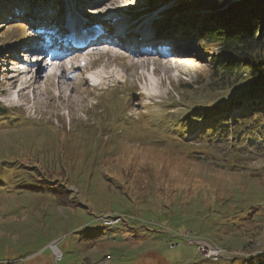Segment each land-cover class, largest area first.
I'll use <instances>...</instances> for the list:
<instances>
[{"label":"rangeland","instance_id":"1","mask_svg":"<svg viewBox=\"0 0 264 264\" xmlns=\"http://www.w3.org/2000/svg\"><path fill=\"white\" fill-rule=\"evenodd\" d=\"M17 1L0 0V13L12 8L10 18L0 17V264H54L49 242L60 239L64 258L57 264H215L187 244L196 236L215 240L231 255L223 264L264 255V142L241 143L244 135L237 146L226 137L208 147L157 142L166 129L187 140L197 134L198 125L179 129L186 110L239 98L235 86L210 89L213 52L173 36V26L166 35L174 49L177 40L185 46L167 56L149 53L143 56L150 60L147 66L135 65L139 57L129 51L142 49L137 41L126 37L99 47L109 36H103L104 26L129 30L147 17L161 19L166 11L141 16L148 0H85L87 8L74 10L91 26H101L95 33L100 40L97 48L75 54L85 61V54L92 60L100 55L97 66L89 62L92 68L74 72L77 91L65 90L61 100L50 87L55 100L49 103L43 79L35 99L26 90L15 102L14 88L24 76L14 69L28 64L25 53L15 55L47 32L38 22L65 17L72 11L66 4L74 3L61 0L62 12L33 5L23 14L22 6L31 4ZM103 3L106 7H97ZM94 67L115 72L116 78L102 84L108 89L92 90L95 82L86 78L98 79L89 74ZM12 75L18 82L12 83ZM147 124L150 129H143ZM100 216H120L119 223L104 227L96 220Z\"/></svg>","mask_w":264,"mask_h":264},{"label":"trees","instance_id":"2","mask_svg":"<svg viewBox=\"0 0 264 264\" xmlns=\"http://www.w3.org/2000/svg\"><path fill=\"white\" fill-rule=\"evenodd\" d=\"M185 6L213 8L206 18L208 24L196 26L203 49L211 50L214 46L218 49L210 66L209 86L212 91L235 86L240 96L235 100L226 98L222 105L214 101L186 110L178 120L179 129L186 132L198 125L194 138L187 140V135L166 129L164 138H157V142L169 146L174 142L196 145V141L208 147L218 145L223 137L229 141L231 136L237 146L241 135H244L241 143L246 140L264 142V0H185ZM0 14L6 16V13ZM141 116L148 120L150 114ZM143 129H150V125ZM232 264H264V255L239 258Z\"/></svg>","mask_w":264,"mask_h":264},{"label":"bare ground","instance_id":"3","mask_svg":"<svg viewBox=\"0 0 264 264\" xmlns=\"http://www.w3.org/2000/svg\"><path fill=\"white\" fill-rule=\"evenodd\" d=\"M97 7L103 8V7H106V6H105V3H103V4H99ZM71 17H73V15ZM75 19L76 20H74V18H72V20H70L69 23L78 24V23L83 22L82 20H80V19H82L81 16H75ZM64 20H66V18H64ZM119 29H121V28H119ZM151 34H153V33H151ZM148 35H150V34H148ZM108 37H110L112 40L115 41V39L120 40L121 38L130 37V34L127 33V34L124 35L123 33L122 34L115 33L112 36L109 35ZM109 42L110 41L103 42L102 46L104 47V44L109 43ZM110 43H112V42H110ZM95 45H97V44H95V42H94V45H92V46H95ZM99 45H100V43H99ZM25 48H27L28 50L30 49L28 46H26ZM45 49H47V48H44L42 50H45ZM77 50H80V49L77 48ZM64 51H66V50L64 49ZM107 51H109V50L107 49ZM69 52H72V51H69ZM58 53L59 52L55 51L54 55H55L56 58L52 62L53 63L52 67H54L55 72L52 69V71L48 72L47 75H44L45 74L44 67L41 66V63H42L43 59H41V57H37L36 59H34L36 64L31 65V63L30 64L28 63L29 66H27L28 65L27 64L26 66H24L23 69L19 70V72H18L19 75L24 76V77H21L19 83H17L20 86V89L18 90V93H17L19 99H20V96L25 98V95L23 94V92H25L26 90H30L31 94L33 96V99H35L36 98V94L38 93L37 89L39 88V85H41V81L43 79H45L46 83L48 84V88L45 91H43V94L44 95H46V94L48 95V97L50 98L49 103H52L55 100V96L52 93L50 87H54L55 88V90L58 92V97H59L60 100L63 99V94L65 93V90L71 89L74 92L77 91V87L75 85L76 84V77L74 76V72L75 73L76 72H82L83 68L86 67V66H89V65H82V64L79 63L81 60H80V58L77 59V57H80L81 53L75 54V52H72V53H70V54H68L66 56H64V54L60 55ZM99 54H101V53H99ZM132 54L134 56H136V57H139L137 60H135V62H134L135 65L142 66V67L148 65L150 60L147 57H143L144 55L145 56L147 55V53L144 50H142V49L141 50L139 49L138 51H134L133 50ZM76 62H77V64H76ZM90 68H92V66ZM106 70H107V68L104 67V70H103L102 73L95 72V73L90 74V76L96 75V77L98 79H94L93 80L90 77H88L86 79L88 81H94L95 83L93 85L98 86V84L102 83V81H107V80H111V79L115 78V76H116L115 73L109 74V73L106 72ZM76 75H78V74H76ZM11 79H13L12 83L18 82L17 75H12ZM38 90H40V89H38ZM71 96H72V94L70 93L69 97H71ZM207 243H209V242H207ZM209 244H211V243H209ZM211 245H213V244H211ZM213 246H215V245H213ZM215 248H218V249L222 250L221 248H219L217 246H215Z\"/></svg>","mask_w":264,"mask_h":264},{"label":"built area","instance_id":"4","mask_svg":"<svg viewBox=\"0 0 264 264\" xmlns=\"http://www.w3.org/2000/svg\"><path fill=\"white\" fill-rule=\"evenodd\" d=\"M199 244V250L201 253L213 259H218L225 252L215 248V246L208 244L206 241H196Z\"/></svg>","mask_w":264,"mask_h":264}]
</instances>
